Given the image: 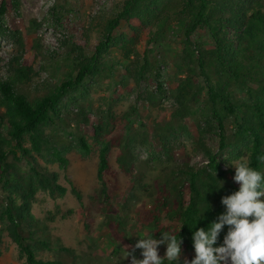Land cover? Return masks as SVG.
<instances>
[{"label":"trees","instance_id":"obj_1","mask_svg":"<svg viewBox=\"0 0 264 264\" xmlns=\"http://www.w3.org/2000/svg\"><path fill=\"white\" fill-rule=\"evenodd\" d=\"M20 10L21 0H0V33L17 38L20 50L9 63L8 80L0 81V228L16 244L26 264H104L92 255L78 254L64 246L50 233L47 222L61 214L59 207L48 212L45 221L36 218L32 210L42 193L55 200L70 192L88 217L83 195L74 183L67 178L69 188L60 184L59 174L42 167L37 159L42 157L67 171V152L74 149L83 159L92 155L93 145L84 135L71 132L59 138L56 128L63 123L67 100L86 89L88 80L102 76L104 58L118 48L126 87L131 81L138 86L152 79L156 89L148 92L151 105L156 104L157 95L169 94L174 100L171 120L157 137L160 159L164 158L166 166L152 185L142 184V178L135 177L130 133L113 138L108 135L109 122L99 123L94 127L98 185L91 201L99 208L110 238L123 243L126 249L130 247L128 230L135 221L155 239H161L166 231L175 233L182 243L180 258L173 264L191 261L195 256L193 232L207 230L217 221L225 211L221 198L239 189L233 180L235 172L223 169L207 137L219 136L220 151L228 147L246 151L248 165L264 173V0H123L92 28L99 34L92 52L65 42L63 79L34 95L21 89L36 74L33 60L24 58L26 46L21 33L11 32L5 24L9 12ZM32 25L40 27L35 22ZM123 26L125 30L121 31ZM202 31L207 32L210 45L195 40ZM144 40L147 49L140 53ZM175 40L180 45L175 60L178 81L168 92L161 72L164 62L153 53L154 47ZM34 43L42 54L39 42ZM131 115L126 113L125 121ZM230 119L233 133L229 137L226 131ZM189 122L197 135L191 134ZM181 136L190 139L194 152L206 159L204 166H194L187 153L177 156L173 141ZM113 149L118 150L120 171L143 191L153 190L149 208L136 207L135 186L125 193L119 206L115 205L107 180L117 174L110 163ZM226 233L227 226L214 246L222 245ZM1 245L0 239V261ZM161 251L160 256H164L166 245ZM164 264L172 262L165 260Z\"/></svg>","mask_w":264,"mask_h":264},{"label":"rangeland","instance_id":"obj_2","mask_svg":"<svg viewBox=\"0 0 264 264\" xmlns=\"http://www.w3.org/2000/svg\"><path fill=\"white\" fill-rule=\"evenodd\" d=\"M123 0H21L19 13L9 12L5 24L11 32L19 31L26 46L24 58L33 60L35 76L33 80L21 86L22 90L34 95L38 90L52 88L60 83L66 71L65 42H74L86 48L87 52L93 51L98 43L99 34L92 28L99 24L101 18L110 15L117 4ZM96 17H98L96 19ZM35 22L40 27L32 25ZM125 30L123 26L121 31ZM195 40L210 45V38L206 31L200 32ZM17 38L11 34L0 33V81L8 80L9 63L19 55ZM34 41L39 42L43 53L35 49ZM151 48V47H150ZM146 40L139 47L144 53ZM180 50L178 41H172L162 46L154 47L153 55L161 62V72L165 90L172 91L177 86V70L175 67L176 54ZM122 54L118 48L112 49L104 58V70L97 80H88L86 89L82 88L67 100L63 111V123L58 124L56 135L66 137V133H79L84 135L93 145L92 155L83 159L76 150L66 153L69 159L67 171L62 170L58 164H50L44 158L38 157L37 161L51 172L59 174V183L69 188L67 178L70 179L83 195V202L88 217L81 210L78 201L70 192L60 199H52L47 194L39 195V202L33 206L36 218L45 221L48 212H55L59 207L61 214H57L53 222H47L50 233L59 237L63 245L74 249L78 254L92 255L104 264H131L132 256L143 259L142 250L136 249L135 244L146 235L151 234L148 229L142 228L133 221L128 230L130 247L120 241L115 242L109 236L104 218L99 208L91 201V196L97 188L98 154L94 142V127L102 122H109V132L113 138L125 136L130 133L133 138L132 151L136 159L135 177L142 178V184L152 185L161 169L166 166L160 159L161 147L157 140L159 134L171 120V111L174 109V100L169 94L157 95L156 104L151 105L148 92H155L156 85L152 79L143 81L140 85L129 82L128 87L123 84L124 72L121 68ZM57 63L60 65L58 66ZM132 113L127 121L124 115ZM84 119L87 121L84 122ZM192 135H197L195 127L188 123ZM232 119L227 122V135L233 133ZM70 139V138H69ZM208 145L219 155L223 169L234 166L230 163L240 161L242 158L248 163V153L241 149L228 147L220 151V138L212 134L206 139ZM173 144L180 158L186 153L191 157V163L202 167L207 162L199 153H195L191 140L181 136ZM118 150L113 149L110 155L112 169L116 176H108L111 183L115 205L119 206L125 198V193L135 186L138 197L136 207L149 208L153 201V190L143 191L134 180L123 174L117 164ZM71 211V213H70ZM69 215L62 219L63 214ZM2 242V258L0 264H26L25 258L20 256L16 244L8 234L0 228ZM163 244L158 246L159 254ZM129 252L127 258L123 255ZM47 256V255H46ZM186 257V256H182Z\"/></svg>","mask_w":264,"mask_h":264},{"label":"clouds","instance_id":"obj_3","mask_svg":"<svg viewBox=\"0 0 264 264\" xmlns=\"http://www.w3.org/2000/svg\"><path fill=\"white\" fill-rule=\"evenodd\" d=\"M230 164L235 168L233 180L239 189L221 198L225 211L217 221L207 230L199 228L193 232L195 256L184 264H264V173L250 167L243 158ZM225 226L222 245L214 246ZM181 243V238L178 241L175 233L167 231L161 239L151 234L141 237L135 248L142 250L143 259L133 255L131 264H164L165 260L173 264L180 258ZM162 244L166 245L164 256L158 252ZM129 255L125 250L123 256Z\"/></svg>","mask_w":264,"mask_h":264}]
</instances>
